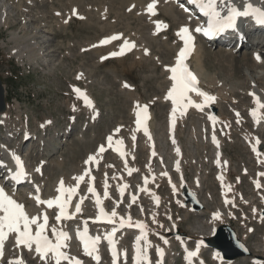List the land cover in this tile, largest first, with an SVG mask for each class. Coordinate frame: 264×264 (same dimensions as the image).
Wrapping results in <instances>:
<instances>
[{"label":"rangeland","instance_id":"1","mask_svg":"<svg viewBox=\"0 0 264 264\" xmlns=\"http://www.w3.org/2000/svg\"><path fill=\"white\" fill-rule=\"evenodd\" d=\"M30 1V4L23 0L18 3L12 0L0 1V6L5 3L7 9L4 13L5 23L0 27V80L4 87L5 100L9 112V118L5 124H0V142L10 148L22 150L26 164L31 169L38 164L41 158H43V162L47 163V165L43 166V175L36 178L37 184H41L43 196H52L54 186L61 178L63 182H71L72 177L77 172H80L81 169L79 167V169H75L74 166L82 164L88 154H93L95 147L103 142L107 135L112 134L115 128H119L121 131L120 135L129 144L133 119L131 110L135 109L137 103L147 105L152 111L154 118L152 128L157 137L158 152L164 157V161L160 166L171 163L174 158L171 149L172 145L164 136L170 110L167 102H164V100L161 102L160 99L166 94L169 84L166 78L167 71L163 67L172 62L176 55V49L182 44L177 42L175 36L178 23L165 14L161 10L162 8H153L152 12H149L146 8L149 3H152L150 1L153 0H138L142 1L139 4L138 2L136 3V0H75L68 3L67 0ZM43 3H45L44 6H38ZM69 3L75 6L72 10ZM14 4H21L23 9L21 7L20 9L16 8L17 6ZM130 4L135 7H129ZM159 5L160 1L155 0L154 7H159ZM52 8H56L57 14ZM88 10L89 15L87 16L86 11ZM68 13L77 14L70 15L68 22L64 23L69 18ZM35 16L36 18L34 19ZM82 17H86L84 18L85 20L89 17L88 24L82 21ZM30 18L34 19V21H26V19ZM157 21L161 22L164 27L162 28L160 23V27L157 29ZM63 25H66V27H63ZM37 26H42L41 28L44 27L43 29H47L50 26L54 33L49 37H54V40L52 39L50 43L56 44L51 47V49L55 47L56 50L52 52V62L47 65L39 60L28 61L24 57L19 60L16 55L14 56L11 53V48L18 43L24 44L28 40V36L34 35V30L37 29ZM42 34L47 35L46 33ZM108 35H118L119 39L112 40V45L105 47L107 43L100 44L99 41L102 38H108ZM12 36H14L15 40H13ZM38 39H35L36 45L42 46L41 38ZM88 40L92 42L91 45H93V42H97V46L103 47V49L96 52L92 48L93 50H90L95 52H89L86 44ZM122 40H127L129 43L134 44V47L127 49L128 55L119 60V57L109 54L112 51L117 52L118 46L124 44H121ZM200 43L205 50L202 60V69L205 75L217 78L219 82H224L229 86L243 87L245 91L249 90L250 85H247L244 67L251 68L252 51L256 50V52H259L264 47L258 44H244L238 52L233 54L230 47L226 49V52L225 48L218 46L216 43L213 45L202 41ZM35 49L31 48L30 51L38 52ZM120 49L119 47L118 52ZM218 50L224 51V54L228 53V56L231 53L232 56L230 54V57H226L225 60H219L218 56H214ZM69 53L68 57L67 54ZM103 53H106L104 55L108 57L106 60H101L102 55L100 54ZM262 63L257 62L258 65ZM230 65L233 66L230 67ZM263 82L264 79L260 81L259 86L264 88ZM125 85L128 86L125 87ZM74 88L86 91L89 94L93 101L94 109H96L94 117L93 112L87 110L84 103L75 96ZM218 89V86H215L212 91H219ZM233 99L237 102H235L236 104L220 102L222 104L219 103L218 106H220H217V112L220 117H224L223 119L229 121L232 125L226 130L228 135H223L221 140L224 158L229 163L227 174L231 182H234L235 178H240V180L237 179L236 187L239 191H246V196L256 197L252 204H255L256 208H258L257 195L251 192L249 184L252 175L241 174L242 167L248 170V167L252 166L251 169H253L252 159L239 137V134H242L240 132L248 131L252 133L254 131L241 104L248 103V98L243 91L242 94H233ZM233 108H236L241 113V118L246 120L243 128L234 122L235 118L231 112ZM194 116L197 115H188L186 117L187 120L185 119L186 121L177 125L176 135L180 139L183 153L180 161L184 171L185 182L191 184L196 175L202 180V188L199 194L202 200H206V202L203 201L204 209L199 212H191L188 207H181L179 203L181 198L169 193L167 183L164 180L160 181L157 190L161 204L157 208L158 213L154 211L153 216L157 215L156 219L149 216V201L141 198L144 216L143 218L139 217L138 220L143 223L147 231L152 232L150 235L152 243L151 258L152 260L155 259V249L164 250L167 248L165 264H183L176 247L177 243L174 241V237L169 236L167 232L170 229V221L175 222L176 229L180 233H185L186 237L190 239V245H192L195 238H199V234L200 236H205L210 230L212 225V222L209 221L210 213L216 209L227 210L220 207L218 187L213 176L215 169L211 166V151L208 145L201 139L198 131L195 140H192L189 136L190 126L194 124L195 119L198 122L204 121L203 116H200V119ZM42 124L45 125L44 129L41 127ZM22 125L28 128L27 131L30 134H35L32 139L26 140L24 144L20 143L23 133ZM66 127H70L71 131L65 134L66 137H62L67 142L61 145L58 139L59 132L64 131ZM235 128L240 130L237 129L238 132H235ZM9 131L12 133H9ZM257 133L263 135L261 140L264 147V128ZM10 134L17 138L7 142L4 138L9 139ZM38 138L43 140L44 145L39 142ZM137 139V144L143 142L140 137H137ZM161 154L160 157H162ZM145 156L146 149L137 151L136 159L131 162V165H135L140 172L146 174L149 166L145 162ZM59 159H61L62 164L57 167L55 162L60 161ZM158 166V163L155 162L151 166V171L154 172ZM103 169L108 174L107 181L110 184V197L106 200V205L110 209L116 196V191L111 186L112 182L109 179V175L113 172H120V165L111 155L105 154L101 164L93 171L95 179H100L99 175H102ZM160 169L158 172L162 171ZM258 169H262V167H258ZM165 171L171 172V170ZM134 181L135 179L131 183L132 189L135 187ZM98 187L100 188L101 185H98ZM84 188L85 184H82L80 186L81 193H83ZM6 190H9L8 186ZM23 191L24 188L21 187L16 192L22 195V204L25 208H32L28 196H25ZM231 210L230 212L235 218L227 219L226 216H223L225 218L219 221L218 224L230 225L238 239L243 242H245L244 236L248 235V239L246 238L248 245L245 244L248 247L250 246L252 251H255V256L262 255L264 219L258 221L256 217H251L252 215H249V208L247 207L242 206ZM120 211V213L126 212L123 205H121ZM131 212L133 216H139L137 215L136 207H133ZM85 213L87 216L92 214L89 202L85 204ZM168 213L170 214L169 217ZM242 214L245 215V218L241 217ZM49 215L51 219L54 217L52 211ZM226 215L227 217H232L228 211ZM50 223H54L53 220H50ZM60 227L70 228L71 225L66 223L61 224ZM249 227L253 229L252 233L247 232ZM48 236L52 237L50 233ZM124 239L123 243L128 245L130 243L128 238ZM73 243L71 242L70 247H66V249H74L76 251V245ZM10 252L6 251L2 262L6 260ZM202 257L207 264L214 263L210 260L209 255L203 254ZM104 259L101 264H109L106 256H104ZM26 260H30V258L28 257ZM29 264H36V260H31ZM233 264H250V262L248 259L236 258Z\"/></svg>","mask_w":264,"mask_h":264},{"label":"bare ground","instance_id":"2","mask_svg":"<svg viewBox=\"0 0 264 264\" xmlns=\"http://www.w3.org/2000/svg\"><path fill=\"white\" fill-rule=\"evenodd\" d=\"M0 1H2V0H0ZM5 1H7V0H5ZM12 1H14L15 3H18L19 1H21V0H12ZM23 1H27L26 3L27 4H30L31 3V1L30 0H23ZM30 1V2H29ZM57 1V0H56ZM73 1H75V0H67V3L68 2H73ZM121 1V0H120ZM132 1V0H131ZM135 1V0H134ZM160 1V5H159V7H153V8H155V9H160V8H162L161 10H163V12L165 13V14H167L170 18H172V20H174L176 23H178V27L176 28V33H175V36H176V39H177V42H181V43H183L182 44V46L184 45V41L182 40V38L179 36V35H177V33H178V30H179V28L181 27V26H187L188 28H189V30H190V32H189V34L193 37V39H192V41L190 42V44H194V50H193V54L190 56V58H189V60H190V63L192 64V62H193V65H194V70H195V72L197 73V75H198V77H199V80L203 83L204 82V87H205V90L207 91V92H209L211 95H213V96H217V99H218V101H217V103L216 104H213L212 105V108H215L216 109V107L218 106V104L220 103V102H230V103H234V104H236L237 102L233 99V94H235V93H243V91H244V94H248V91L249 90H254V91H256L258 94H259V96H260V102L261 103H264V88L263 87H261V86H259V84H260V81L261 80H263L264 79V49H262L260 52H256V50H254V51H252V53H251V61L250 62H252V66H251V68H249V67H244V74H245V78H246V80H247V85H250V88H249V90H247V91H245L244 89H243V87H235V86H229V85H227L226 83H222L221 81L219 82L218 80H217V78H212V77H210L209 75H205L204 74V72H203V69H202V60H203V54H204V52H205V50H204V48H203V46H202V44L200 43V38L198 37V36H195L194 34H193V30H194V28L196 27V23L193 25V18L188 14V12L187 11H185V9H182L179 5H177L175 2H174V0H159ZM138 2V4H139V2L140 1H138V0H136V3ZM142 2V1H141ZM140 2V3H141ZM150 2H153V1H150ZM248 2H250V3H252V4H258V5H260V6H262V7H264V0H248ZM132 3V2H131ZM158 3V2H157ZM235 3L238 5V6H243V3H244V0H235ZM2 4H3V2H2ZM69 4H71V3H69ZM14 5H16V4H14ZM13 5V6H14ZM45 5V3H43V4H39L38 6H44ZM131 5V6H130ZM129 5V7H135L133 4H130ZM17 7L16 8H18V9H20V7L22 8V5L21 4H18V5H16ZM102 6V5H101ZM75 6H72V4H71V10L74 8ZM100 7V6H99ZM23 9V8H22ZM53 9V8H52ZM80 9V8H79ZM105 9V8H104ZM129 9V8H128ZM147 9V8H146ZM145 9V10H146ZM77 10H78V7H77ZM83 10V9H82ZM137 10V9H136ZM5 11H7V9H6V7H5V3L2 5V6H0V27H1V25H3L4 23H5ZM14 11V10H13ZM24 11V10H23ZM27 11V10H26ZM53 11L56 13L57 11H56V8L55 9H53ZM79 11V10H78ZM84 11V10H83ZM83 11H81V12H83ZM77 12V11H76ZM80 12V11H79ZM54 13V15H56ZM59 13H61L60 11H59ZM78 13V12H77ZM77 13H75V14H77ZM86 13H87V16L89 15V10L88 11H86ZM106 13V12H105ZM30 14V13H29ZM34 14V13H33ZM44 14H46V13H44ZM69 14V15H68ZM68 14H66V15H68V17L70 16V15H75V14H72V13H68ZM103 14V13H102ZM31 15V14H30ZM59 15V14H58ZM82 15V14H81ZM86 15V14H85ZM148 15V14H147ZM28 16V15H27ZM57 16V15H56ZM55 16V17H56ZM78 16H79V14H78ZM83 16V15H82ZM60 17V16H59ZM58 17V18H59ZM80 17V16H79ZM32 18V17H31ZM26 19V21H34V19L36 18V16L34 17V19ZM46 18V17H45ZM81 18V17H80ZM84 18H86V17H84ZM83 17H82V21H85V23L86 24H88V19H89V17H88V19L87 20H85ZM182 18V19H181ZM25 19V18H24ZM60 19V18H59ZM70 19V17L67 19V20H65V22L64 23H67L68 22V20ZM182 20H184V21H182ZM145 23V22H144ZM162 24V23H161ZM106 25V24H105ZM193 25V26H192ZM24 26H25V24H24ZM57 26H59V25H57ZM61 26V25H60ZM162 26V28L164 27L163 26V24L161 25ZM42 26H37V31L36 30H34V35L32 34V35H30V36H28V40H26V42L24 43V44H22V43H18L16 46H14L13 48H11V53H13L14 54V56L16 55L18 58H19V60L22 58L23 59V57L24 58H26L28 61H34V60H39V61H41L42 63H44V64H50V62H52V52H55V47H53V49H51V47L52 46H54V45H56V44H52V43H50V41H52V39L54 40V37L52 36V37H49L50 35H52V34H54L53 33V30L50 28V26H48L47 27V29H43V28H41ZM63 27H66V25H63ZM58 29V28H57ZM143 30V29H142ZM32 31V30H31ZM60 31V30H59ZM58 31V32H59ZM147 31V30H146ZM57 32V33H58ZM42 33H46L47 35H43ZM133 33V32H132ZM15 35V34H14ZM17 36V35H16ZM59 36V35H58ZM109 37L110 36H112V35H108ZM24 37V36H23ZM108 37V38H109ZM11 38V37H10ZM12 38H13V40H15V38H14V36H12ZM17 38H20V37H17ZM27 38V37H26ZM36 38H41V44H42V46L41 45H36ZM21 39V38H20ZM38 39V40H39ZM102 39H105V38H102ZM17 40V39H16ZM22 40V39H21ZM92 41V40H91ZM112 40H110L108 43H107V45L105 46V47H107V46H111L112 45V42H111ZM143 41H144V39H143ZM23 42H24V40H23ZM39 42V41H38ZM146 42V41H145ZM163 42V41H162ZM124 43V41L122 40V43L121 44H123ZM260 43H264V36L261 38V42ZM87 44V49H89L88 51L89 52H91V53H94L93 51H91L90 49H92V48H94L95 50H96V52H99V51H101L102 49H103V47H99V46H97L98 44H97V42L96 43H94L93 42V45H96L95 47H93V45H91L92 44V42H90V40H88V43H86ZM86 44H85V46H86ZM210 45H213V43H209ZM69 45H70V43H69ZM141 45V44H140ZM121 46L122 45H119L118 46V48H117V52H118V49H119V47L121 48ZM166 46V45H165ZM181 46V47H182ZM104 47V48H105ZM180 47V48H181ZM31 48H36L35 50L36 51H38V52H36V53H34V51L33 52H31L30 50H31ZM179 48V49H180ZM145 49H147V48H145ZM170 49V48H169ZM179 49L176 51V55H175V57L172 59V62H170V64H167V65H164V67H163V69H165L166 70V66H172V65H174L175 64V59H176V56H177V54H178V51H179ZM34 50V49H33ZM93 50V49H92ZM148 50V49H147ZM224 50V49H223ZM129 51H131V50H129ZM225 51L227 52V50H226V48H225ZM113 52V51H112ZM111 52V53H112ZM224 51H220V50H218V51H216L215 52V57H219L218 59L219 60H221V59H223V60H225L226 59V57H230V54L231 53H236V51L234 50V49H232V51H231V53H229V56H228V53H223ZM261 52H263V53H261ZM128 53L129 52H126V51H124V53L122 54V55H117V57H119V60H122L124 57H126L127 55H128ZM104 54H106V53H103V54H100V55H102V57H106L105 59H107L108 57L106 56V55H104ZM69 55H70V53L69 54H67V56L69 57ZM99 55V56H100ZM138 55V54H137ZM257 55H259V59H257ZM139 57H140V55H138ZM231 56H232V54H231ZM101 57V56H100ZM99 57V58H100ZM102 57H101V60H102ZM138 57V58H139ZM231 58H233V57H231ZM58 61H60V60H58ZM231 61V60H230ZM229 61V62H230ZM257 62H263L262 64H257ZM31 63V62H30ZM230 64V63H229ZM96 65V64H95ZM233 65H230V67H232ZM167 71V70H166ZM243 74V75H244ZM80 76V75H79ZM169 76H170V72H168L167 71V76H166V78L167 79H169ZM264 83V82H263ZM171 85V83H170V81H169V86ZM238 85V84H237ZM215 86H218V90L219 91H212V89L215 87ZM168 91V90H167ZM167 91H166V94H167ZM86 92V91H85ZM87 93V92H86ZM86 93H80V95L82 96V97H87V100L90 102V104L89 103H86L85 102V99H84V102H85V107L87 108V109H90L91 108V110H93V115L96 113L95 112V110L96 109H94V106H93V102H92V99L90 98V96L89 95H87ZM166 94L164 95V97L162 98L161 97V99H160V101L162 102V100H164V102L166 101ZM240 99V98H239ZM236 102V103H235ZM222 103H220V104H222ZM242 104V107H244V109L246 110V111H248V116H249V118H250V123H251V125L253 126V129L256 131V130H262V128H264V108H260V110H259V115H258V118L257 119H253L252 118V116L250 115V111L252 110V108H253V105H252V103L250 102V100H249V102L248 103H246V104H243V103H241ZM140 105V104H139ZM220 106V105H219ZM218 106V107H219ZM68 107L70 108V105L68 104ZM237 108V107H236ZM236 108H233L234 110H236ZM140 110V108H137V107H135V109L134 110H131V113H132V117H133V120L135 119V117H136V112L137 111H139ZM177 113V112H176ZM9 116V112H8V110H5L4 112H0V124H5V122L7 121V119L9 118L8 117ZM208 116L209 117H214V115L213 114H211V113H209L208 112ZM194 117H199V119H200V116H194ZM206 117V116H205ZM18 118H19V116H18ZM207 118V117H206ZM224 118V117H223ZM179 119H180V117L179 116H177L175 113H173L172 111L171 112H169V117H168V120H169V124H170V126H169V133H170V135L167 137V139H168V141H170L171 142V145H172V147H171V149H172V151H173V154H174V158H175V161L173 162V164H172V170H171V172H174L175 174H176V176H177V179H173V176H172V174H171V172H166V171H163L162 169H160V170H162V171H157L158 172V174H156L155 173V176H154V180H153V184L155 185V188L154 189H152V191L150 190V189H148V191H141L140 190V186L139 187H137L136 188V190H135V193H132L131 194V192H130V190H129V186H128V188H127V190L125 191V193L123 192V190L120 188V186H121V184H122V182H126L125 181V179L124 178H122V177H119L118 178V174H115V176L113 177V179L116 181V188H117V195H118V199H120L121 197H123L124 195H128V202H127V204L128 205H126L125 206V211L126 212H124L123 214H120L119 213V203H118V200H116V201H114L113 202V205H112V209L110 210L111 212L113 211V210H115L116 211V213H117V215L115 216V217H113L114 218V221H113V227H109V231H111L112 229H115V226L117 225V226H119V230L121 231L122 230V233L121 234H118V236H120V240H121V237H123V236H125L126 234H130V233H133L134 235H135V239H136V237L140 234V232L139 231H141V229L140 228H138L137 226H136V224H137V222L139 221V220H136V222H133V217H132V214H131V208H130V203H132L134 206H136V207H138V211H139V213H140V217L142 218L143 216H144V208H142V206L140 205V201H139V196H143V197H146V198H148V199H153V197H156V195H155V189H157V187H158V185H159V183H160V181H161V179H165L166 180V182H167V184L169 185L168 187H170V190H171V193H173L174 191H178V194H179V191H180V185L184 182V171H183V169H182V167H180V164H179V159L182 157V151H181V143H180V139H178L177 137H176V133H175V130H176V125L177 124H181L182 122H184V121H186L187 120V118H184V119H182L181 121H179ZM186 119V120H185ZM236 120V122H237V124L240 122V124H244V123H246L244 120H241V118H238V119H235ZM20 121V120H19ZM154 118H153V115H152V113H150V120H149V122H148V125L149 126H151L154 122ZM218 121H219V119H218ZM219 123H222V125L224 126V127H227V129L228 128H230V126H232L231 125V123L229 122V121H226V120H220L219 121ZM199 125V126H198ZM23 127H22V141L20 142V143H22L23 142V140L25 139V137L26 138H28L29 137V139H28V141L30 140V139H32L34 136H35V134H30L27 130H28V128H26V126H24V125H22ZM45 125L44 124H42L41 125V127L44 129L45 127H44ZM190 126V125H189ZM197 126V127H196ZM202 126V127H201ZM196 127V128H195ZM205 126L203 125V121L201 120V121H197L196 119H195V121H194V124H191V126H190V130H189V136H190V138H192V140L194 139H196L197 138V134L198 133H200L201 131H202V129L204 128ZM180 128V127H179ZM232 128V127H231ZM164 129V128H163ZM236 129V128H235ZM237 129H239V128H237ZM237 129H236V131L235 132H238L237 131ZM131 130L132 131H134L133 130V126H132V128H131ZM200 130V131H199ZM231 130V129H230ZM234 130V129H233ZM240 130V129H239ZM244 130H245V128H244ZM179 131V130H178ZM197 131H198V133H197ZM227 132V131H226ZM230 132V131H229ZM9 133H12V132H10L9 131ZM16 133H17V131H16ZM20 133V132H19ZM67 133V131H61V132H59V144H63V143H66L67 142V140L66 139H62V137H66V134ZM161 133V132H160ZM164 134H165V132H164ZM163 134V135H164ZM227 135H228V133H226ZM61 135V136H60ZM226 135V136H227ZM14 136V135H13ZM165 136V135H164ZM58 137V136H57ZM133 137H134V134L132 133V141H133ZM150 137V138H149ZM201 137V136H200ZM229 137V136H228ZM241 137L243 138V139H246V140H249V139H251L252 141H255V142H259V145H262L261 143V141L259 140L260 139V136L258 137V136H256V135H252V134H249V133H245V134H242L241 135ZM17 138V137H16ZM15 138V139H16ZM37 138V137H36ZM163 138V137H162ZM230 138V137H229ZM200 139V138H199ZM38 140H39V142L42 144V145H44V143L42 142L43 140L41 139V138H38ZM146 140V141H145ZM144 141L145 142H142L141 144H139L138 145V147H134L135 149L133 150V145H131V151L128 153V156H125V157H118L119 159H118V161H119V163H120V165L121 166H123L124 168H125V170H124V172H123V174H124V176H126L127 175V171H130V168L131 169H133V171H135V170H137V168L135 167V166H133V167H130V162L131 161H134L135 159H136V152L137 151H139V150H147V152H146V160L147 161H153V158H156L157 159V161H159V159L161 158L160 157V154H159V152H158V148H156V150H155V147H154V141H155V134L153 133V131H151L150 130V132H149V136H148V139H145ZM162 140V139H161ZM149 141H151L152 142V147H153V150H154V153H155V156L154 157H150L149 156V146H148V144H149ZM199 141V140H198ZM197 141V142H198ZM216 141H217V145H218V147H214V154H215V157H214V162L215 163H217V159H218V155L220 154V147H221V141L219 140V139H216ZM164 142V141H163ZM136 143V142H135ZM200 143V142H199ZM201 144V143H200ZM199 144V145H200ZM134 146H135V144H134ZM97 148L98 147H96V149H94V154H92V156L94 157V160L93 161H91V162H89L88 164H85L84 162H83V164H84V167H83V164H79L77 167L76 166H74L75 167V169H79V168H81L80 169V172H77L74 176H73V181L75 182V184L73 185V187H76L77 189H78V186H79V184H81V182L82 181H85L86 180V189H87V185H88V178H89V176H91L92 174H91V172H89L88 174H86V172L85 171H89L90 169H97L98 168V165H99V163H101L102 162V159H103V156L102 155H100V154H98L97 153ZM142 148V149H141ZM203 148V147H202ZM19 149V148H18ZM32 149V148H31ZM138 149V150H137ZM177 149L179 150L178 152H177ZM264 151V150H263ZM7 147H5L4 146V144H2V143H0V155L1 156H3V157H5V156H7ZM172 153V152H171ZM162 155V154H161ZM263 155H264V153H263ZM171 156H173V155H171ZM89 157V156H88ZM88 157H85V159H84V161L88 158ZM162 157H163V155H162ZM263 158H264V156H262ZM173 158V157H172ZM60 161H56L55 162V165L57 166V167H60L61 166V159H59ZM43 161V158H41V160H39V162H38V165L34 168V169H29V172H30V179L33 181H35V179H34V174H36V175H39V171L40 170H42V166H44L45 165V163L46 162H42ZM221 162L223 163V166L224 167H226V165H227V163H225V161L223 162L222 160H221ZM46 165H47V163H46ZM73 165V164H72ZM199 165V164H198ZM163 166V165H162ZM79 167V168H78ZM37 168H39V171H37L36 169ZM84 168V169H83ZM159 170V169H158ZM104 172H105V170L103 169L102 170V173L104 174ZM163 173H166V175H164ZM151 174V173H150ZM2 175H3V173H2ZM2 175H1V177H2ZM76 176H83V179H81L79 182H77L75 179H74V177H76ZM63 177V176H62ZM70 177V176H69ZM68 177V178H69ZM148 177H150V175L148 176ZM199 176H196V178H195V182L190 186V185H188L189 187V189L192 191V192H194L195 194H199V192L201 191V188H202V180H200L199 178H198ZM122 178V179H121ZM105 179L106 178H103V181H105ZM227 179V178H226ZM58 180V179H57ZM33 181V182H34ZM58 183V185H59V182H57ZM226 185H228V181H226V182H224ZM9 181L7 182L6 180L5 181H2L1 179H0V186H2L3 188H4V190H5V192L8 194V195H11L18 203H21L22 204V202H23V197H22V195L21 194H19V192H16V191H14L11 187H9ZM57 185V184H56ZM103 185H105V182L103 183ZM107 185V184H106ZM9 187V190H6V187ZM41 186V185H40ZM57 187L58 186H56L55 187V193L57 192L56 191V189H57ZM64 187L67 189V188H69V186L67 185V184H64ZM40 188V187H39ZM86 189H85V196H88L89 194L86 192ZM155 193H154V192ZM94 192H96V191H94ZM55 193H54V195L52 196V197H50V198H55ZM93 193V192H92ZM23 194H25V196H28L29 197V201H30V203H31V205H32V208H25V210H26V212L31 216V215H37V216H40V220H39V222H42L41 221V214H46L47 215V212L49 211V210H52L53 209V207H54V205L50 208V207H48L46 204H38L37 202H35V197H34V194H32L31 192H29L28 190L27 191H23ZM177 194V195H178ZM107 196H102V200L104 201L105 200V198H106ZM133 197H135V199H133ZM199 197H200V202H201V204L203 205V208L205 207V205H204V202H206V200L204 199V200H202V198H201V195L199 194ZM49 198V199H50ZM205 198V197H204ZM92 199V198H91ZM41 200H48V199H44V198H41ZM204 201V202H203ZM181 202V201H180ZM150 203V207H149V215L151 216V214L153 215L154 214V211H155V213H158V207H156V205L152 202V204H151V202H149ZM31 207V206H30ZM160 207V206H159ZM189 208V207H188ZM263 208H264V206H263ZM156 209V210H155ZM152 210V211H151ZM215 212V214L216 213H218L219 214V216H218V218H214V220L213 219H210L211 221H212V225H211V228H210V230L205 234V236H200V234H199V232H198V234H199V237L200 238H198L197 239V241L196 242H198L199 243V245H200V247H199V250L201 249L202 250V247H203V244H202V242H201V239L202 238H208L209 236H211V234L213 233V231H214V229H215V227H217L218 226V220H220V219H222V217L223 216H226V218H231V217H227V215L226 214H223L221 211H214ZM229 212V215L230 216H233V214L230 212V211H228ZM151 213V214H150ZM212 213V212H211ZM259 213H260V210L257 212L256 211V220H258V221H261V220H263L264 219V216H260L259 215ZM84 214H85V211H84V207L82 206V208L80 209V212H76V210H74L72 213H71V216H70V218H69V220L67 221V223H69L70 225H71V227L70 228H68V229H66L64 232H66L67 234H68V237H69V239L66 241V245L68 246V247H70V243L72 242V240H74V238L76 237V235H77V231H78V229L76 228V227H80V225L81 224H86V221L88 220V218L86 219L85 218V216H84ZM120 214V215H119ZM193 215V214H192ZM170 216V214L168 213V217ZM93 217V216H92ZM156 217H157V215L153 218V219H156ZM129 218H130V221H131V223L129 224V223H124L123 225H121V223H120V221L123 219V220H129ZM49 221V220H48ZM54 221L56 222L55 223V225H53V226H50L49 224H47V228H46V232H48V231H50V232H52V229H53V227L57 230V231H61L60 229H59V227H58V224H60L61 222H66V221H59V220H57L56 218L54 219ZM71 221H73V222H71ZM99 227L101 228H107V226H105V225H99ZM176 227V225H175V222H173V221H170V229L167 231L168 232V235H174L173 234V231H172V229L173 228H175ZM199 227V226H198ZM76 228V229H75ZM32 229H33V232L35 231V225H33L32 226ZM75 229V230H74ZM248 229V228H247ZM146 229H144V231H145ZM247 232L249 233L250 232V230H247ZM145 237H146V240H147V244H145V240L142 238L140 241H137L138 243H136V245H137V247H138V252H139V254L141 255V257H146L147 259H140L138 262H135V263H132V264H165V261H166V251H161L160 252V254H156V260L155 261H153L152 259H151V257H150V248H151V245H149V242H148V236L149 235H151L152 234V232H149V231H145ZM204 234V233H203ZM246 238L248 239V235H245L244 236V241L245 242H243L242 240V242L245 244L246 243ZM10 240H12L11 242H10ZM117 241L119 242V239H117ZM247 244V243H246ZM245 244V245H246ZM248 245V244H247ZM246 245V246H247ZM134 247V246H133ZM248 247V246H247ZM249 248V250H250V252H251V256H249V257H241L240 259H243V260H245V259H248L249 260V262H252L253 263V259H254V256H255V251H252L251 250V248H250V246L248 247ZM264 249V248H263ZM11 251V252H13L14 254L13 255H11L10 253V255H8V260H12L13 258H16V257H19V258H22V260H23V262H24V264H29V262L32 260H36V264H54V261H52V260H48L47 262L46 261H42L41 259H40V257H39V254H37L35 251H34V246H33V249H28V248H26V247H24V246H17L16 245V243H15V235L14 234H12V233H10L9 235H8V237L5 239V241H4V244H3V255L2 256H0V264H3L2 263V259H3V257L5 256V254H6V251ZM165 250H167V248L165 249ZM190 251H195L194 249H192V250H190ZM70 257H76V255H75V252H74V250H68V252H66ZM198 256H199V253H197V255L194 257V258H196L198 261H199V259H198ZM30 258V260H26V258ZM76 258H78V257H76ZM259 261L257 262V264H264V254H262V255H260L259 256ZM79 259V258H78ZM80 260V259H79ZM124 259L122 258V261H123ZM215 260H217V261H219V258L218 257H216V259ZM229 260V259H228ZM234 261V260H233ZM233 261H231V260H229V261H226V262H224V264H233ZM82 262V261H81ZM192 263H193V258H192ZM61 264H64V262H62L61 261ZM95 264H101V262H99V263H95ZM111 264H113V261H111ZM116 264H117V262H116ZM201 264H205L204 263V261L202 260L201 261Z\"/></svg>","mask_w":264,"mask_h":264},{"label":"snow or ice","instance_id":"3","mask_svg":"<svg viewBox=\"0 0 264 264\" xmlns=\"http://www.w3.org/2000/svg\"><path fill=\"white\" fill-rule=\"evenodd\" d=\"M155 0L152 3L147 5V10L152 12L154 7ZM189 3L197 5L199 11L203 14L204 17L207 18L206 27L197 26L195 28L196 32H202L205 36H214L217 33L224 32L225 29L234 28L236 26L237 18H248L251 17L258 24H264V8L256 7L252 3L248 2V0H244L243 7H239L235 0H189ZM183 8L184 5H181ZM131 10V9H129ZM188 9L185 8V11ZM75 12V10H73ZM159 21L156 22L157 29L160 27ZM190 30L187 26H181L178 30L177 35H179L184 41V47L179 49V52L175 59V64L172 66H166V70L170 72L169 79L171 81V85L167 91L166 99H170L173 108L172 112L175 113L177 111V106L182 108H187L188 106H194L196 108H202L204 104L212 102L215 98L208 93L202 91L197 85L198 80L197 77L190 71L188 66L185 64L186 57L190 54V42L193 37L189 34ZM119 39L118 35H113L112 37L105 38L99 41L100 44H106L110 40ZM96 45H93L95 47ZM134 47V44L129 43L127 40L124 41V44L121 46L119 52H112L109 55L117 56L122 55L125 50ZM147 52V50H145ZM106 57H102L105 59ZM257 59H259V55H257ZM79 78V77H78ZM128 85H125L127 87ZM74 91L80 93L79 89L74 88ZM190 93H196L197 96L203 98V104L196 103L190 96ZM253 95L254 102L257 108H264V103H261L259 98L255 97L254 93H250ZM85 102H90L87 100V97H84ZM137 108H140V111L136 112V124L141 125L143 121L141 120V112H146L147 106H141L137 103ZM252 115L256 116V109H252ZM239 115V114H237ZM115 131H119L117 128ZM145 135H148L147 129L145 128ZM150 138V137H149ZM113 137L109 135L107 137V141L109 144L111 143ZM215 142V138H213ZM119 143V141H118ZM104 146L101 145L98 149V152H104ZM255 150V149H254ZM179 150L177 149V152ZM123 155V153H121ZM155 154V153H153ZM13 159L16 163V172L13 175L14 179H20L25 175L23 171V164L19 156L13 154ZM94 157L89 155V157L84 161L85 164L93 161ZM39 171V168L36 169ZM87 174V173H86ZM166 175V173H163ZM260 175H264L261 173ZM74 179L79 182L83 179V176H76ZM257 187H260L257 184ZM56 191L58 193L68 192L69 199L71 198V194L76 191V188L64 187L63 179L61 178L59 182V186ZM89 192H93V188L90 186L88 188ZM105 196L108 195L107 191L104 193ZM36 202L38 204H46L48 207H52L54 204L57 208H59V213L56 217L57 220H60L62 216L65 215L64 209L67 201L62 202L61 196L57 195L54 199L50 198L48 200H41L39 196L35 197ZM135 199V197H133ZM97 206L100 205V199L97 197L96 199ZM76 212H80V203L76 204ZM253 211H256L254 208ZM117 215L116 211L113 210L111 214L106 213L103 208H99V214L96 219L99 220L102 217L111 221L112 217ZM43 222H39L40 216L37 215H29L25 206L21 203H18L11 195H8L4 188L0 186V256L3 255V244L5 239L8 237L10 233L15 235V243L17 246H24L28 249H33L39 254V257L42 261L52 260L54 264H61V261H67L68 264H82L81 260L76 257H70L65 251L62 249L66 247V241L69 239L68 234L64 231H57L54 227L52 229V234L55 237V242L51 240L46 233V228L48 224V217L46 214H41ZM219 214H214L215 218H218ZM121 225L124 223H131L129 220H121ZM35 225V231L33 232L32 226ZM136 226L141 229V235L136 237V241H140L142 238L145 240V244H147L146 237L144 235V228L142 222H137ZM251 231V230H250ZM115 229L112 233H108L106 239L110 247L114 245V240L112 239L114 235ZM77 237L79 238L83 251L86 255L93 256L94 259H99L97 256L93 254L97 251L96 245L99 241V237H92L88 235L87 228L83 231H77ZM135 248V245H134ZM161 250L158 248L157 253L160 254ZM116 252L113 251V264H116ZM189 257H195L197 255L196 251H190L187 253ZM142 259H147L146 257H141ZM137 259L134 257V260ZM9 264H24L22 258L16 257L12 260H9Z\"/></svg>","mask_w":264,"mask_h":264},{"label":"water","instance_id":"4","mask_svg":"<svg viewBox=\"0 0 264 264\" xmlns=\"http://www.w3.org/2000/svg\"><path fill=\"white\" fill-rule=\"evenodd\" d=\"M5 107L4 88L0 80V112L4 111ZM182 197L185 200L183 206L189 203L192 210L198 211L202 209V205L198 199L186 186L182 187ZM204 242L208 247L219 250L222 256L227 259L250 255L247 247L236 237L231 227L227 225L220 226L214 235L204 240Z\"/></svg>","mask_w":264,"mask_h":264}]
</instances>
